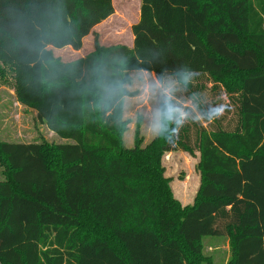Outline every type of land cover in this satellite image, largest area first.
<instances>
[{
    "label": "trees",
    "instance_id": "1",
    "mask_svg": "<svg viewBox=\"0 0 264 264\" xmlns=\"http://www.w3.org/2000/svg\"><path fill=\"white\" fill-rule=\"evenodd\" d=\"M112 0H0V81L72 144L0 142V264H213L204 237H226V264H264V0H140L132 47H103L94 27ZM93 50L66 63L51 49ZM235 108V126L196 125L125 148L117 123L130 72L182 66ZM118 83L112 115L98 81ZM171 144L198 153L191 205L165 176Z\"/></svg>",
    "mask_w": 264,
    "mask_h": 264
},
{
    "label": "rangeland",
    "instance_id": "2",
    "mask_svg": "<svg viewBox=\"0 0 264 264\" xmlns=\"http://www.w3.org/2000/svg\"><path fill=\"white\" fill-rule=\"evenodd\" d=\"M114 14L105 21L97 25L93 31L99 37V44L103 47L112 45H125L132 47L131 26L138 21L140 0H112ZM93 50V37L88 35L79 51H72L69 47L62 49H51L55 58L70 63L83 58ZM130 84L127 89L134 92L131 97L124 99V110L134 112L137 118L142 120L145 109L136 103V97L141 95L143 88L152 86V77H145L144 72H130ZM204 84L202 91L208 97L209 108L220 107V114L211 121L203 123L185 120L181 126H187L188 141L191 146L195 141L196 125L203 126L207 130H212L216 123L221 120V125L230 129L235 126V108L230 100L221 91H212V85L206 79L199 81ZM12 81L7 77L6 81H0V142L9 143H44L49 146L56 144H72L74 141L65 140L50 132L45 125L36 119L35 111L31 108L19 104L11 88ZM131 121L129 120L128 123ZM135 134L141 138V147L147 145L155 137L145 136L140 133L139 125L135 126ZM135 134L131 133L126 138H122L125 148H132ZM171 151L163 157L165 176L170 178V186L174 197L181 205H191L199 187L200 173L197 167L198 153L189 155L178 149L175 144H171ZM3 167L0 165V181L3 179ZM203 252L209 256L213 264H226L229 258V244L226 237H204Z\"/></svg>",
    "mask_w": 264,
    "mask_h": 264
},
{
    "label": "clouds",
    "instance_id": "3",
    "mask_svg": "<svg viewBox=\"0 0 264 264\" xmlns=\"http://www.w3.org/2000/svg\"><path fill=\"white\" fill-rule=\"evenodd\" d=\"M166 74L144 70L145 77L151 76L154 87L143 88L141 95L136 97V103L145 109L142 120L136 113L123 111L121 120L117 123L128 122L121 129V137L129 133L135 134V126L139 125L140 133L150 137H171L177 134L182 122L190 120L203 123L211 121L220 114V107L209 108L208 97L205 93L194 91L195 73L188 66H182ZM98 101L92 107L112 115V104L119 95L118 83H106L102 78L97 85Z\"/></svg>",
    "mask_w": 264,
    "mask_h": 264
},
{
    "label": "crops",
    "instance_id": "4",
    "mask_svg": "<svg viewBox=\"0 0 264 264\" xmlns=\"http://www.w3.org/2000/svg\"><path fill=\"white\" fill-rule=\"evenodd\" d=\"M94 28H95V27H94ZM85 38H86V37H85ZM85 38H84V39H85ZM132 38H133V37H132ZM84 39H83V41H84ZM132 41H133V40H132ZM132 43H133V42H132ZM69 48H70V47H69ZM70 49H71V48H70ZM71 50H72V49H71ZM72 51H74V50H72ZM78 51H79V50H78ZM13 93H14V92H13Z\"/></svg>",
    "mask_w": 264,
    "mask_h": 264
}]
</instances>
